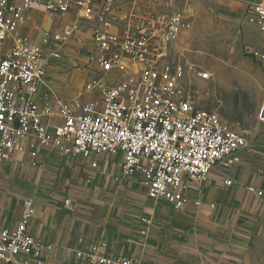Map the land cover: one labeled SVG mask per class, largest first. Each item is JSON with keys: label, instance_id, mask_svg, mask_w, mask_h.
Here are the masks:
<instances>
[{"label": "built area", "instance_id": "obj_1", "mask_svg": "<svg viewBox=\"0 0 264 264\" xmlns=\"http://www.w3.org/2000/svg\"><path fill=\"white\" fill-rule=\"evenodd\" d=\"M164 1L173 0H0V162L19 152L38 159L43 150L84 159L121 152V176H138L148 198L175 209L199 206L191 185L218 165L238 163L248 143L218 114L199 108L196 83L174 56L189 24ZM32 10L44 19L35 34L26 32ZM246 14L264 34V0L249 3ZM252 55L264 69V52ZM66 59L87 71L77 98L48 90L38 103L46 70ZM196 78L207 82L211 74ZM258 121L264 124V104ZM33 215L26 198L16 225L0 230V263L44 264L45 247L28 232ZM104 246L77 250L76 259L133 264L101 255Z\"/></svg>", "mask_w": 264, "mask_h": 264}, {"label": "crops", "instance_id": "obj_2", "mask_svg": "<svg viewBox=\"0 0 264 264\" xmlns=\"http://www.w3.org/2000/svg\"><path fill=\"white\" fill-rule=\"evenodd\" d=\"M43 24L32 10L26 32L35 34ZM87 78L70 59L52 63L34 98L41 103L50 90L72 102ZM259 124L246 136L238 163L218 165L191 185L189 194L200 205L179 209L148 198L138 176L122 177L121 152L90 159L48 150L38 159L15 153L0 162V230L16 225L22 201L30 198L34 215L28 232L45 247L44 264H79L75 252L99 244L105 245L101 255L133 264H242L251 231L264 220V124Z\"/></svg>", "mask_w": 264, "mask_h": 264}, {"label": "rangeland", "instance_id": "obj_3", "mask_svg": "<svg viewBox=\"0 0 264 264\" xmlns=\"http://www.w3.org/2000/svg\"><path fill=\"white\" fill-rule=\"evenodd\" d=\"M255 1L163 2L169 4L164 9L180 12L189 24L174 56L185 66L187 81L196 83L199 108L215 112L244 136L260 125L258 112L264 103V69L252 55L264 52V34L246 18L248 4ZM205 71L210 80L199 82L197 72ZM242 264H264V220L252 229Z\"/></svg>", "mask_w": 264, "mask_h": 264}]
</instances>
